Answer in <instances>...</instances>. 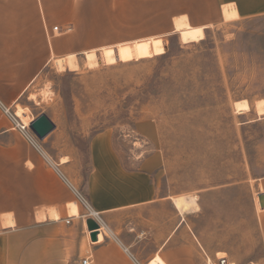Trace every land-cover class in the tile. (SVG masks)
I'll use <instances>...</instances> for the list:
<instances>
[{
  "label": "crops",
  "instance_id": "0c3cea01",
  "mask_svg": "<svg viewBox=\"0 0 264 264\" xmlns=\"http://www.w3.org/2000/svg\"><path fill=\"white\" fill-rule=\"evenodd\" d=\"M143 3L119 0V34L112 37L93 25L94 11L86 0H0V103L19 106L55 57L85 55L127 39L128 22L172 25L153 30L152 35L162 36L178 32L176 19L204 30L239 25L263 40L257 46L264 55V0ZM229 6L237 16L226 19L224 8ZM70 24V33L48 37L54 26ZM257 122L264 117L246 118L243 124ZM138 131L144 144L127 150L105 130L90 138L88 160L82 159L71 137L68 148L53 156L52 146L66 137L63 127L57 124L38 139V148L0 107V264H82L88 257L89 264H214L222 259L264 264V206L253 195L264 192V172H254L247 152L244 207L240 184L230 182L200 189L197 207L181 211L174 201L178 196L166 185L168 173L154 123L141 121ZM77 192L100 213L96 240L87 225L93 217Z\"/></svg>",
  "mask_w": 264,
  "mask_h": 264
},
{
  "label": "rangeland",
  "instance_id": "374dc122",
  "mask_svg": "<svg viewBox=\"0 0 264 264\" xmlns=\"http://www.w3.org/2000/svg\"><path fill=\"white\" fill-rule=\"evenodd\" d=\"M148 1L144 0L145 7ZM86 3L94 11L96 29L117 36L119 0ZM129 15L128 6V21ZM170 26L128 22L127 39L77 55L75 70L60 68L56 60L63 57H55L18 107L6 108L2 103L0 107L23 136L17 121L30 125L40 113L52 115L56 128L58 124L66 132L52 146V155L65 151L71 137L84 161L93 135L112 131L114 143L127 150L144 142L138 124L152 122L170 192L197 197L200 189L234 182L240 184L239 202L244 207L248 202L244 180L249 176L246 152L254 172H264V122L243 124L246 118L264 117V55L257 46L263 40L239 25L206 29L203 39L188 43L179 32L152 35L154 29ZM67 28L49 29L48 37L70 33ZM244 99L250 111L238 113L235 103ZM19 107L24 118L16 115ZM255 193L257 199L264 194ZM214 264L221 263L214 260Z\"/></svg>",
  "mask_w": 264,
  "mask_h": 264
},
{
  "label": "bare ground",
  "instance_id": "6f19581e",
  "mask_svg": "<svg viewBox=\"0 0 264 264\" xmlns=\"http://www.w3.org/2000/svg\"><path fill=\"white\" fill-rule=\"evenodd\" d=\"M224 15L226 19H231L237 16V11L234 7H231V6L225 7ZM175 30L179 32L181 40L184 43H188L191 41H198L204 38V28L203 27H192L187 21L183 19H178L176 21ZM91 51H96V50H91ZM56 63L62 69L68 66L70 69L75 70L77 69V66H78L76 55H69L67 57L59 58L56 60ZM235 106H236V111L238 113H243L244 111H247L250 109V105L248 104L246 100L236 102ZM16 115H18V117H23L24 109L22 107H19L16 110ZM64 160L66 159L63 158V161ZM259 200H260L261 205L264 206V194L260 196ZM174 201H175L176 206L181 211H189L193 209L194 207H197L196 206L197 200L195 197H187L183 195V196L176 197ZM221 264H234V263L225 261L224 263H221Z\"/></svg>",
  "mask_w": 264,
  "mask_h": 264
},
{
  "label": "water",
  "instance_id": "95a60500",
  "mask_svg": "<svg viewBox=\"0 0 264 264\" xmlns=\"http://www.w3.org/2000/svg\"><path fill=\"white\" fill-rule=\"evenodd\" d=\"M29 127L39 140H43L56 128V124L48 116L47 113H41L38 117H36L31 121ZM87 225H88V229L92 231L91 233L92 240H96L98 230L100 228V224L94 218H90L87 221ZM225 261H226L225 259H222L220 263H224Z\"/></svg>",
  "mask_w": 264,
  "mask_h": 264
},
{
  "label": "built area",
  "instance_id": "2783aa9c",
  "mask_svg": "<svg viewBox=\"0 0 264 264\" xmlns=\"http://www.w3.org/2000/svg\"><path fill=\"white\" fill-rule=\"evenodd\" d=\"M59 26H54L53 30L54 31H59ZM66 30H71V27H68ZM16 119V117H15ZM17 126L22 130V132L24 133V136L26 137V139L34 146L36 147H40L39 144V140L36 137V135L32 132V130L30 129L29 125H24L22 122L17 121ZM78 193V197L80 199V201L85 205V207L87 208V215L93 217L95 220L98 221L99 224H102V220L100 217V213L96 210H94L90 205L89 202L86 198V196L80 192ZM69 222V220H68ZM90 263V257L85 258L82 262V264H89Z\"/></svg>",
  "mask_w": 264,
  "mask_h": 264
}]
</instances>
